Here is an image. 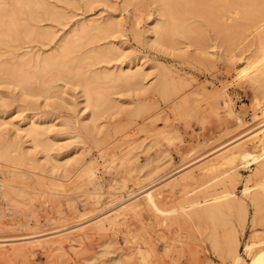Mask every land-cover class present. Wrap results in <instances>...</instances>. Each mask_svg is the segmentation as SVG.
<instances>
[{
    "label": "rangeland",
    "instance_id": "374dc122",
    "mask_svg": "<svg viewBox=\"0 0 264 264\" xmlns=\"http://www.w3.org/2000/svg\"><path fill=\"white\" fill-rule=\"evenodd\" d=\"M158 1L45 0L63 18L29 22L23 19L27 8L0 0V23L17 17L18 25L5 30H11L10 37L0 42V65L6 67L26 52L53 51L78 23L113 24L107 37L84 41L73 50L72 56L80 59L73 65L74 77L43 76L47 81H41L53 85L45 95H26L0 74V151L5 149L7 156L0 157V182L13 185L5 190L15 202L7 204L0 195V249L8 250H0V264H232L224 236L235 230L245 262L256 244L250 251H244L245 245L264 237V224L253 223L254 206L241 191L245 184L250 192L259 191L257 184L264 183V172H255L256 161L241 164L233 184L246 209L243 228L236 222L238 208L222 216L226 225L222 219L216 227L196 220L188 207H181L193 197L195 184L180 179L261 128L249 126L264 102V31L253 29L243 13L258 5L254 1L264 7V0H229L226 7L217 0H171L172 15L190 31L166 32L157 41L155 25L171 21L168 8ZM30 26L52 31V38L28 34ZM96 47L116 50L109 60L92 64L87 57ZM120 67L141 68V84L90 80L93 71ZM85 81L110 97L95 120L82 94ZM30 122L46 129L47 150L22 130ZM248 142L250 148L257 146ZM226 169L221 165L208 183L225 179ZM148 188L159 193L161 207L175 209L168 219L154 217L143 203L113 215L124 201L140 200ZM213 228L220 241L216 249L207 236ZM149 241L159 255L145 256Z\"/></svg>",
    "mask_w": 264,
    "mask_h": 264
},
{
    "label": "bare ground",
    "instance_id": "6f19581e",
    "mask_svg": "<svg viewBox=\"0 0 264 264\" xmlns=\"http://www.w3.org/2000/svg\"><path fill=\"white\" fill-rule=\"evenodd\" d=\"M12 1L15 2L16 4L22 5L28 9V12L26 13L25 17H23V19L27 20L29 22L30 21H34V22L40 21L43 19L61 20L63 18V15H64L63 12L60 11L59 9H57L55 6H50V7L46 6L45 0H12ZM64 1H66V0H64ZM84 1L88 2L89 0H84ZM170 1L171 0H159L158 1L163 5V7H165V9L168 8L169 16L168 15L167 16L171 19V21H169V24H167V25L162 24L165 21L155 25L154 31L156 33V40L157 41H159V35H162V34L165 35L166 32L177 33V34L181 33L182 34L185 31H190V29H188L185 26V24L180 21V19H178L172 15L171 11L174 8H172L170 6ZM217 1L222 6L226 7L229 0H217ZM232 1L235 4L240 2L238 0H232ZM199 2H200V0H199ZM194 3H196V2H194ZM254 3H256L254 5L258 4L259 7H257L258 6L257 5L253 9L248 8L249 11L243 13V15H244L243 18H245L247 20H251V22H252L251 26H253V29H255V30L258 29L260 31H264V7L260 6V3H257L256 1H254ZM205 4L206 3H204V5ZM211 4H213V3H211ZM236 7H235V12L238 13V11L240 9L238 7H237L238 8L237 9ZM38 8L43 9L42 12H40L39 14L36 13L37 12L36 10ZM195 8H197V7H195ZM221 10H223V8ZM242 11H244V10H242ZM240 13L241 12L239 11V14ZM16 18L17 17H15V22L11 18L7 21H1V23H0V42L4 40L3 36L10 37L11 30H10V32L5 31V30L11 29L14 26V24L17 25V19ZM34 22H31V23H34ZM31 23H30V25H32ZM20 24L21 23H19V25ZM27 24H28V22H27ZM28 26H29V24H28ZM35 28L36 27H34V29L31 30V26H30L29 30H31V31H29L28 34L40 35V36H43L45 39H51L52 38V31H49L47 29H43L41 27H39V29L36 28L37 30H35ZM112 28H113L112 23H107V22L104 23L102 21H91V22H85V23L84 22L78 23L76 25V27H74L72 30H70L69 35L64 37L62 42L59 43L56 47H54L53 51H51L49 53H35L32 55H29L26 52V55L24 57H21L20 59L18 58L19 61L16 62L14 65H11L9 67H6L5 65H0V74H6V76H9L10 81L13 82L14 84H16L17 86H19L22 93H24L26 95H29V96H34L37 94H44L45 95L53 87V85L51 83H45V82L41 81V80H44L43 76L48 75V74H52L54 77V80H56L59 75L66 76L69 78L74 77L75 73H74L73 65L75 63H78V61H80V59H76V58H74V56H72V54H73L72 52H74L73 50L77 46H81V44L84 41H89V40L93 41V40L98 39V38L100 39V38L107 37L108 35H110ZM161 37H163V36H161ZM77 48H80V47H77ZM77 50H79V49H77ZM113 50H116V49L114 47H102V48L96 47L91 51V54L88 57L87 56H85V57H87L90 60V62H92V64L97 63L99 61H107L110 59L111 54H113ZM247 62H249V61H247ZM23 65H25L29 70L26 74H22V72H21V69H22L21 67H24ZM90 76H91L90 80L93 81L92 83H95V80L107 78V79L113 80V81H123L127 84H132V82H135V84L140 85L141 84L140 79L143 76V70L139 67L138 68L136 67L134 69L131 67H120L117 71L116 70L115 71H100V72L93 71ZM48 78H50V77H48ZM44 81H47V80H44ZM163 81L164 80L161 79L160 83H161V85L164 86ZM85 82H87V83H84V85H83L82 94L85 96L86 107H89L91 109V118H92V120H95L98 117L97 111L109 104L110 97L107 94L103 93L104 91H102V92H95L96 90L93 91V89L90 86L92 84H89L88 81H85ZM94 87H96V86H94ZM260 93H264V90H261ZM262 96H264V94H262ZM258 109H259L258 113H257L258 117H256L255 122L249 127H254L256 125L257 126L259 125V126H261V128L260 129L256 128L259 130H256V132H253L252 135H250L249 137H246V139H243V141L238 142L231 147H227L226 149L229 148L228 150L224 149L226 151H222L223 153L217 155L216 157H214L210 160L209 159L206 160L205 163H203L197 169L189 171L186 175H184L180 178L181 180H185L188 177V178H190V180L192 179L191 181H193V184H195L193 197L189 198V200L187 201L188 203L186 205H182L181 207L182 208L188 207L189 213L194 218H196V220L210 221V223L212 225H214V227H216V225H218V220H221V219L224 220V218H222V216L225 214V212L227 210L238 208L239 213L237 214L238 216L236 218V222H237V225L239 227H241V228L244 227L245 222H246V209H245L243 200L238 198V196H235L236 193L234 192L233 184H234L235 180H237V178L239 177V174H240L239 168H240L241 164H243V163L245 164L250 159L256 161V163H257V167H256V171H255L256 173L264 172V102H262L258 106ZM1 124H2V122H0V125ZM84 129L87 131L86 127H84ZM249 129H251V128H249ZM249 129L247 128V130L246 129L245 130L249 131ZM22 130L24 131V133L27 136H29L32 140L37 142V145L40 144L44 150L48 149V145L43 141V137H42L45 133V130H46L45 128L39 126L38 124L30 122L28 124V126L23 128ZM78 136H81V135L78 134ZM248 141H250V142L255 141L257 143V146L255 145L254 148L248 147L247 146L248 145L247 143H249ZM6 151L8 152V150H6ZM0 157H3V158L7 157L5 149L0 151ZM22 157L23 156L21 154V158ZM19 160H22V159H20V157H19ZM221 165L226 166L227 169L225 171L228 172L227 177L225 179H215L216 180L215 182L211 181L212 183H208L209 180L216 178L218 176L215 171L219 170V167ZM58 166H62V165L58 164ZM63 167L65 170L67 169L66 163L63 164ZM197 170H198V174L196 173ZM90 171H92V170L90 169ZM227 178H228V180H227ZM173 181H174V179H173ZM227 182H228V184H226ZM172 183L176 184L177 183L176 179ZM216 185H221V188L219 191H216L218 189L215 190ZM257 185H259V187H260L259 191L250 192L251 187H250V185H246V184L244 185V187L242 188L241 191L244 194H249V199H250L252 205L254 206L255 213H254V216L251 218L253 223H255L257 220H259L262 224H264V183H260ZM8 186H13V185H11V183H7L5 181L0 182V195H2L4 197V200L7 202V204L13 205L15 202L13 201L12 198L8 197V193L6 192V190H9V189H6ZM184 186L185 185H183V187ZM141 187L142 186L138 187L137 189H139ZM148 189H146V190H148ZM142 191H145V190H142ZM132 193L133 192L126 194L122 198L118 199V201H121L125 197L130 196ZM158 194H159L158 192H156L154 190H150V191L146 192L141 197L140 200H136L132 203L124 204V202L126 203L127 201L130 200V199H128L127 201L123 202L122 206L116 212H114L113 215L114 216L118 215L121 212V210L125 207L136 208V207H139V205L141 203H143L142 206L145 207L147 210H149L150 213H152V215L154 217L160 216L159 218H161V216H162V218L165 217V219H166L167 214H169L170 212H172L175 209H173V210L171 209L169 211V210L161 207V204H160L161 199L159 200ZM134 199H135V197H134ZM139 209H141V208H139ZM231 211H233V210H231ZM145 212H146V210H145ZM253 212H254V210H253ZM165 219H163V222ZM224 221H225V223H223V224L226 225V221H228V220H224ZM155 222H159V221H155ZM232 224L233 223H231L229 226L230 231H231V229L232 230L234 229L233 228L234 225H233V227L231 226ZM230 227H232V228H230ZM235 227H237V226H235ZM214 229L215 228H213L207 234V236L211 241L210 243L212 244V247L216 249L220 246V241H219L218 237L216 236ZM66 230L68 231V229H66ZM229 230L226 232H229ZM32 233L33 232H29V233H25V234H20L18 236L23 235V237H25L24 235H27V234L29 235ZM34 233H36V232H34ZM64 234L66 235V233H64ZM222 234H225V233L222 232ZM14 236H17V235H14V234L13 235H10V234L7 235V237H10V238L11 237L13 238ZM0 238H1V236H0ZM67 238L68 237H66V239H64V240H63V238H61V239L63 242H65V240H67ZM4 240H6V239H4ZM58 240L59 239L55 238L54 242L55 241L58 242ZM223 240L225 241L223 243L227 249L226 251H227V253L231 259L232 264H264V237H262L259 241L251 240L250 243H247L245 245L244 251H250L251 248L254 247V245L256 244L255 249L251 252V256L249 257L250 259L248 262H245L243 257L241 256V252L239 250V243L240 242H239V238H238L235 230H233L231 233L229 232V234L224 236ZM0 241H1V239H0ZM54 242H52V243H54ZM59 242L61 243V241H59ZM67 242H68V240H67ZM165 248H162V249L165 250ZM14 249H16V248H14ZM153 249L154 248H152L150 241H149V243H146L145 253H144L145 256L146 257L156 256L158 254L157 253L158 251L156 252L157 254L156 253L154 254L155 249L154 250ZM0 250H2V249H0ZM3 250L5 252L4 254H6V252H8V250H6L4 248H3ZM0 253L2 254V252H0Z\"/></svg>",
    "mask_w": 264,
    "mask_h": 264
}]
</instances>
